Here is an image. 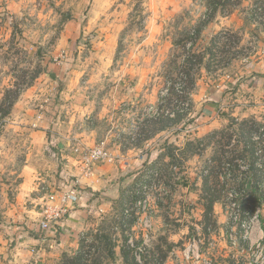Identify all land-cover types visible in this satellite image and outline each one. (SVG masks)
<instances>
[{"label":"rangeland","instance_id":"obj_1","mask_svg":"<svg viewBox=\"0 0 264 264\" xmlns=\"http://www.w3.org/2000/svg\"><path fill=\"white\" fill-rule=\"evenodd\" d=\"M263 227L264 0H0V264H264Z\"/></svg>","mask_w":264,"mask_h":264},{"label":"built area","instance_id":"obj_2","mask_svg":"<svg viewBox=\"0 0 264 264\" xmlns=\"http://www.w3.org/2000/svg\"><path fill=\"white\" fill-rule=\"evenodd\" d=\"M95 159H101L103 161H111L114 160L113 157L110 155V153L105 149L104 146L98 145L93 148L91 152V157H88L86 159V164L89 165L92 162H94ZM80 200V196L75 188L71 187L69 190H67L64 194H62L60 201L61 205H57L56 208H50L48 207L46 212L49 214V216H53V219H59L62 218L67 210L68 205H73L74 203H78ZM48 216V217H49ZM234 217V216H232ZM237 219V216H235ZM44 229L50 228V223L45 222L42 224ZM252 231V224L251 222H244L243 223V238L249 239ZM201 252L198 249V247L194 244L187 246V248L183 251V257L186 260L188 264H194V262H197L200 260Z\"/></svg>","mask_w":264,"mask_h":264},{"label":"crops","instance_id":"obj_3","mask_svg":"<svg viewBox=\"0 0 264 264\" xmlns=\"http://www.w3.org/2000/svg\"><path fill=\"white\" fill-rule=\"evenodd\" d=\"M121 162H122V160H121ZM109 162H107V164H108ZM106 164V165H107ZM144 164H146L145 162H144ZM113 165H117V164H113ZM125 167L127 166H129L130 168H131V170H133V167L135 166V164H128V165H124ZM105 167H107V166H101V165H99L97 168H99L100 169V171H101V173H102V171L105 169ZM109 168L110 169H113V167H110L109 166ZM105 176L106 175H108V174H104ZM84 180V179H83ZM120 184H121V181H120ZM121 186V185H120ZM214 205H213V212H214V214L216 215V216H218V219H219V221L220 222H222L224 219H223V216L225 215V213H224V205L223 204H221V202H219V201H217V202H215V203H213ZM70 213H71V215H72V213H74V211H71L70 210ZM69 222H70V224H71V222H72V218L70 217L69 219H68V221L66 220V223H62V225H63V227H64V230H68L70 233H67L66 231L65 232H63V231H60L59 229H58V231H53V232H51L50 233V235H52L51 236V245L52 246H54L55 248H58L59 246H64V244L66 243V240L67 239H69V240H73V238H74V236L75 235H73V234H71V231L70 230H73V229H71L70 227H69V225H67V224H69ZM65 224V225H64ZM61 228V227H60ZM220 231L221 230H223L224 229V226H221L220 228ZM69 234V235H68ZM263 234V233H262ZM60 235V236H59ZM70 235H73V237L72 236H70ZM220 235H221V233H220ZM67 236V239L65 238ZM259 236H261V235H259L258 234V231H257V237L259 238ZM59 239L60 241H62V242H59L58 240L57 241H55L54 239ZM220 239V238H219ZM251 240V239H250ZM220 241H222L221 239H220ZM215 242H216V237H215ZM254 242H255V240H253L252 241V244H254ZM215 246H217L216 248H215V254H214V256H213V258H218L221 254H222V251H223V249L224 248H228V245L227 244H225V243H223V241L221 242V243H219V245H215ZM227 246V247H226ZM232 245H230L229 247H231ZM240 249H242V248H240ZM200 260L199 261H197V262H194V264H222V260L221 261H218L217 260V262H214V259H213V261H212V259L210 258V259H208L207 257H205L203 254H202V252H201V255H200ZM188 264V263H187Z\"/></svg>","mask_w":264,"mask_h":264},{"label":"trees","instance_id":"obj_4","mask_svg":"<svg viewBox=\"0 0 264 264\" xmlns=\"http://www.w3.org/2000/svg\"><path fill=\"white\" fill-rule=\"evenodd\" d=\"M263 229H264V227H263ZM263 243H264V239H263Z\"/></svg>","mask_w":264,"mask_h":264}]
</instances>
